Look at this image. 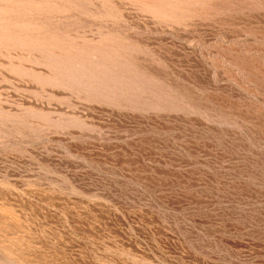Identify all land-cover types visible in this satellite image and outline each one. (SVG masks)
<instances>
[{
	"label": "rangeland",
	"instance_id": "obj_1",
	"mask_svg": "<svg viewBox=\"0 0 264 264\" xmlns=\"http://www.w3.org/2000/svg\"><path fill=\"white\" fill-rule=\"evenodd\" d=\"M0 264H264V0H0Z\"/></svg>",
	"mask_w": 264,
	"mask_h": 264
}]
</instances>
